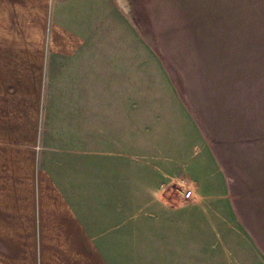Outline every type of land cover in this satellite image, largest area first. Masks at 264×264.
<instances>
[{"label": "crops", "instance_id": "crops-1", "mask_svg": "<svg viewBox=\"0 0 264 264\" xmlns=\"http://www.w3.org/2000/svg\"><path fill=\"white\" fill-rule=\"evenodd\" d=\"M12 1L0 0L1 75L8 74L10 68V10L26 9L24 0ZM105 1L49 0L52 17L58 10L64 11L66 78L81 85L83 92L66 103L62 114L66 128L49 132L42 122L40 85L28 86L34 99L29 116L40 123L39 132H35L40 139L38 165L29 178L30 189L24 201L31 207V226L19 229L33 234V258L28 261L264 264V248L257 242L228 241L223 236L233 232L219 221L217 212L219 202H233L227 193L229 186L198 122L175 88L181 109L172 123L167 114L154 115L147 104L139 102L142 100L135 92L129 98H101L89 92L90 85H116V64L113 69L112 62L105 60L110 56L86 49L96 37L89 33L81 36L75 28L91 27L88 18L92 14L88 11L93 9L98 15L100 5L105 18ZM129 1L127 10L117 0L131 17ZM16 51L20 52V46ZM97 57L104 59L96 63L101 71L92 73L94 62L89 59ZM125 80L122 85H146L137 84L132 71ZM26 87L0 85L2 140L26 136ZM157 123L162 125L156 128ZM50 136L66 142L46 147L44 143ZM187 175L195 192L189 201L179 190ZM219 186L226 190L224 195Z\"/></svg>", "mask_w": 264, "mask_h": 264}, {"label": "rangeland", "instance_id": "rangeland-1", "mask_svg": "<svg viewBox=\"0 0 264 264\" xmlns=\"http://www.w3.org/2000/svg\"><path fill=\"white\" fill-rule=\"evenodd\" d=\"M24 1L26 9L10 10V68L0 73V85H27L26 136L0 138V264H32L33 258V234L19 232L31 226V207L24 201L40 144V123L29 116L34 99L28 86L40 85L49 132L66 128V103L83 92L66 78L64 11L52 17L49 0ZM116 2L105 1L103 19L102 5L98 15L88 11L91 27H75L81 36L96 37L86 49L110 56L105 60L113 69L116 64V85H90L89 92L101 98L135 92L140 103L154 115L167 114L171 123L180 116L178 92L229 186L233 202H219L217 212L233 232L223 236L264 248V0H130L131 17ZM102 60L89 59L92 73L101 71L96 63ZM131 71L137 84L146 85H122ZM184 129L188 140L189 125ZM65 142L50 136L44 144ZM189 180L187 175L179 184L182 195L195 193Z\"/></svg>", "mask_w": 264, "mask_h": 264}, {"label": "built area", "instance_id": "built-area-1", "mask_svg": "<svg viewBox=\"0 0 264 264\" xmlns=\"http://www.w3.org/2000/svg\"><path fill=\"white\" fill-rule=\"evenodd\" d=\"M193 190L192 189H189V190H186L183 192V199L186 200V201H189L193 198Z\"/></svg>", "mask_w": 264, "mask_h": 264}, {"label": "bare ground", "instance_id": "bare-ground-1", "mask_svg": "<svg viewBox=\"0 0 264 264\" xmlns=\"http://www.w3.org/2000/svg\"><path fill=\"white\" fill-rule=\"evenodd\" d=\"M119 2H120V4H121L125 9L128 10V5H127L126 0H119Z\"/></svg>", "mask_w": 264, "mask_h": 264}]
</instances>
